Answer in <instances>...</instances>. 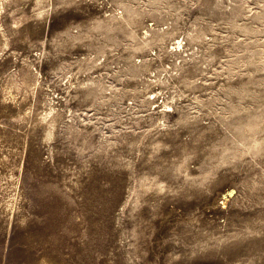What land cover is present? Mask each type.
<instances>
[{
	"label": "rangeland",
	"instance_id": "rangeland-1",
	"mask_svg": "<svg viewBox=\"0 0 264 264\" xmlns=\"http://www.w3.org/2000/svg\"><path fill=\"white\" fill-rule=\"evenodd\" d=\"M0 264H264V0H0Z\"/></svg>",
	"mask_w": 264,
	"mask_h": 264
}]
</instances>
